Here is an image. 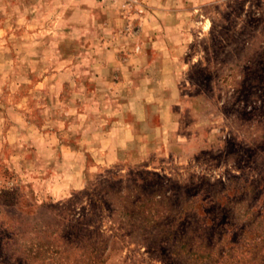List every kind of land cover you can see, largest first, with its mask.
I'll use <instances>...</instances> for the list:
<instances>
[{
    "label": "rangeland",
    "instance_id": "obj_1",
    "mask_svg": "<svg viewBox=\"0 0 264 264\" xmlns=\"http://www.w3.org/2000/svg\"><path fill=\"white\" fill-rule=\"evenodd\" d=\"M0 264H264V0H0Z\"/></svg>",
    "mask_w": 264,
    "mask_h": 264
}]
</instances>
